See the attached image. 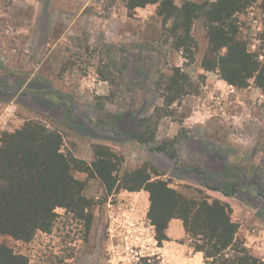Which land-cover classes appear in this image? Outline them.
Masks as SVG:
<instances>
[{
	"label": "rangeland",
	"instance_id": "1",
	"mask_svg": "<svg viewBox=\"0 0 264 264\" xmlns=\"http://www.w3.org/2000/svg\"><path fill=\"white\" fill-rule=\"evenodd\" d=\"M156 4L128 10L126 0H0V137L27 121L62 134L64 153L91 164L96 146L122 158L120 176L142 166L191 200L218 199L231 208L236 239L264 260V91L225 82L202 61L207 27L196 20L185 49L157 15ZM184 2L217 0H173ZM239 36L264 73V9L256 0L236 16ZM180 34H185L180 31ZM178 33V35H179ZM226 53L223 50L222 54ZM174 68L189 77L187 95L166 105V78ZM263 83V81H262ZM158 117H161L158 119ZM159 121L153 143L129 140L137 121ZM177 137L175 157L158 151ZM168 149V148H167ZM85 183L92 221L65 210L48 233L23 243L0 235V244L28 264H206L181 223L159 243L147 218L149 194L106 186L73 171ZM237 184V193L220 191ZM197 253H200L197 257Z\"/></svg>",
	"mask_w": 264,
	"mask_h": 264
},
{
	"label": "trees",
	"instance_id": "2",
	"mask_svg": "<svg viewBox=\"0 0 264 264\" xmlns=\"http://www.w3.org/2000/svg\"><path fill=\"white\" fill-rule=\"evenodd\" d=\"M256 0H217L195 3L186 1L177 6L173 0H163L157 7V15L165 23L172 21V34L179 48L185 49L191 41L190 29L196 20L207 27L209 47L202 61L207 72L216 71L228 84L246 88L253 77L260 81L264 91V73L256 56L239 36L236 16L246 11ZM156 0H126L127 8L134 11ZM264 9V0H262ZM182 31L185 34H180ZM179 33V35H178ZM223 50L226 53L222 54ZM166 78L162 98L170 106L187 95L189 77L179 68ZM263 81V83H262ZM161 117H158L160 119ZM159 121L139 119V133L125 136L140 144L153 143ZM177 137L163 142L157 150L175 157ZM62 134L50 130L39 121H27L14 132H4L0 137V235L29 243L37 232L48 233L62 209L85 223L90 229L91 201L85 197V183L76 179L73 171L99 179L109 192L124 190L130 193L145 191L149 194L147 218L155 228L159 243L167 240L165 231L171 220H180L184 231L194 244V250L204 255L206 264H264L236 239L238 225L231 220V208L218 199L209 201L203 197L191 200L171 188L164 180H153L152 174H160L142 166L120 176L122 158L110 148L96 146L95 160H84L64 153ZM168 148V149H167ZM226 197L234 196L237 184L226 188L209 187ZM0 264H28L25 256L0 244Z\"/></svg>",
	"mask_w": 264,
	"mask_h": 264
},
{
	"label": "crops",
	"instance_id": "3",
	"mask_svg": "<svg viewBox=\"0 0 264 264\" xmlns=\"http://www.w3.org/2000/svg\"><path fill=\"white\" fill-rule=\"evenodd\" d=\"M181 221L180 220H171L170 223H169V226H168V230H167V233H168V237L171 235V229L172 228H175L176 230L179 229V232L181 234L182 230H181ZM199 255H201L200 253H197V257H199Z\"/></svg>",
	"mask_w": 264,
	"mask_h": 264
}]
</instances>
